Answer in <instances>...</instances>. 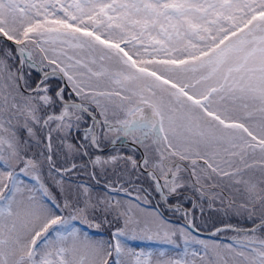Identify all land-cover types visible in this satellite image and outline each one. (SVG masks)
I'll return each mask as SVG.
<instances>
[{"label": "snow or ice", "instance_id": "6c2138e0", "mask_svg": "<svg viewBox=\"0 0 264 264\" xmlns=\"http://www.w3.org/2000/svg\"><path fill=\"white\" fill-rule=\"evenodd\" d=\"M0 264H264V0H0Z\"/></svg>", "mask_w": 264, "mask_h": 264}, {"label": "rangeland", "instance_id": "374dc122", "mask_svg": "<svg viewBox=\"0 0 264 264\" xmlns=\"http://www.w3.org/2000/svg\"><path fill=\"white\" fill-rule=\"evenodd\" d=\"M131 154V153H129ZM167 216H170V219L171 220H176L177 217L175 216H172L171 213H166ZM198 216V219H197V223H201V221L199 220V214H197ZM213 219H215V216H213ZM182 222V221H181ZM219 226V225H217ZM212 230V222L209 221V223L207 224L206 227H202L201 229V232L203 233H207V232H211ZM228 235H231V233H229ZM202 239H211L212 237L210 236L209 238H204V237H201ZM218 239H224L223 237H218ZM180 243V248L179 249H175L174 246L172 245H167V244H163L162 242L160 241H157V240H136V241H130V245L133 246V247H137V250H139V248H144V249H152L154 251H158L160 249H158L156 246L157 245H163V246H167L168 249H165V248H162L166 253V258H180V255L182 253V250H183V242L182 241H179ZM141 245H147V247L145 246H141ZM149 246V247H148Z\"/></svg>", "mask_w": 264, "mask_h": 264}, {"label": "water", "instance_id": "95a60500", "mask_svg": "<svg viewBox=\"0 0 264 264\" xmlns=\"http://www.w3.org/2000/svg\"><path fill=\"white\" fill-rule=\"evenodd\" d=\"M199 235L200 237H204V238H209L211 236L210 232H207V233L200 232Z\"/></svg>", "mask_w": 264, "mask_h": 264}, {"label": "flooded vegetation", "instance_id": "af4514ba", "mask_svg": "<svg viewBox=\"0 0 264 264\" xmlns=\"http://www.w3.org/2000/svg\"><path fill=\"white\" fill-rule=\"evenodd\" d=\"M168 218L170 219V216H168Z\"/></svg>", "mask_w": 264, "mask_h": 264}]
</instances>
